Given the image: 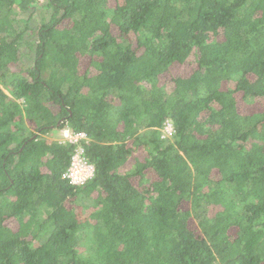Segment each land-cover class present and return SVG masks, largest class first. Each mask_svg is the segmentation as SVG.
<instances>
[{
	"label": "trees",
	"instance_id": "1",
	"mask_svg": "<svg viewBox=\"0 0 264 264\" xmlns=\"http://www.w3.org/2000/svg\"><path fill=\"white\" fill-rule=\"evenodd\" d=\"M0 264H264V0H0Z\"/></svg>",
	"mask_w": 264,
	"mask_h": 264
},
{
	"label": "built area",
	"instance_id": "2",
	"mask_svg": "<svg viewBox=\"0 0 264 264\" xmlns=\"http://www.w3.org/2000/svg\"><path fill=\"white\" fill-rule=\"evenodd\" d=\"M60 132L62 135L60 141L76 145L70 164L63 178L68 180L73 186H84L93 178L95 172L94 166L89 162L84 147L81 145L84 140H87V136L85 133H74L68 128ZM174 132L175 130L172 122L167 121L162 130V137H171Z\"/></svg>",
	"mask_w": 264,
	"mask_h": 264
},
{
	"label": "rangeland",
	"instance_id": "3",
	"mask_svg": "<svg viewBox=\"0 0 264 264\" xmlns=\"http://www.w3.org/2000/svg\"><path fill=\"white\" fill-rule=\"evenodd\" d=\"M194 64H185V65H177L170 74H168L166 76L167 80H170L172 78H175L179 75H183V76H189L190 73L192 72V69L194 68ZM247 111H259L261 109L260 105H256L254 107H245ZM55 138H57L59 141L62 138L61 132L60 131H56V136Z\"/></svg>",
	"mask_w": 264,
	"mask_h": 264
}]
</instances>
